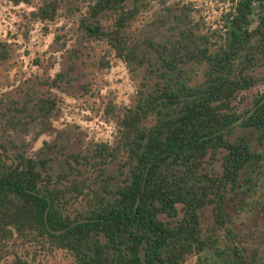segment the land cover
<instances>
[{
	"label": "trees",
	"instance_id": "1",
	"mask_svg": "<svg viewBox=\"0 0 264 264\" xmlns=\"http://www.w3.org/2000/svg\"><path fill=\"white\" fill-rule=\"evenodd\" d=\"M84 1L88 9L81 20L87 31L108 36L117 57L135 74L133 62L139 64L142 58L137 47L127 45L125 27L150 3L168 7L173 1ZM254 2H259L263 11L251 28ZM59 8L57 0H42L32 15L51 21ZM180 8L175 20L182 28L172 38L151 43L154 63L163 69L165 83L141 82L134 104L117 115V145H95L94 151L104 164L117 152L127 154L124 165L129 168L124 183L112 188L107 180L105 193L93 191L90 196L84 180H54L44 160L25 154L12 158L0 143V264H33L10 251L11 240L14 243L17 239L22 244L33 242L67 250L78 264H181L206 246L200 210L208 205L217 226L236 239L226 224L225 195L240 185L246 166L264 165V151L252 150L244 136L232 141L227 134L241 121L257 129L258 139L264 141V91L246 111L240 112L233 103L241 90L255 83L249 70L264 63V0H232L222 19L225 40L214 52L210 35L202 33L192 18V5ZM109 11L116 17L113 28L106 32L100 16ZM7 57L5 44L0 42V60ZM192 62L207 64L213 79L203 87L183 82L182 77L188 75L185 67ZM167 71H176L181 79L172 81ZM49 106L48 99L39 102L43 114L52 112ZM165 109L175 114H164ZM153 115L155 122L148 124ZM221 150L222 171H209L206 164L217 161ZM78 196L86 198L87 207L72 216L68 204ZM175 218L172 224L169 219ZM233 251L239 260L246 261L238 246ZM11 253L14 256L9 259Z\"/></svg>",
	"mask_w": 264,
	"mask_h": 264
},
{
	"label": "rangeland",
	"instance_id": "2",
	"mask_svg": "<svg viewBox=\"0 0 264 264\" xmlns=\"http://www.w3.org/2000/svg\"><path fill=\"white\" fill-rule=\"evenodd\" d=\"M57 1L58 15L54 20L42 21L32 15L42 0L19 4L0 0V42L8 51V57L0 60V143L12 158L25 154L44 160L54 180H84L88 185L85 190L92 196L93 191L105 193L107 180L112 188L124 183L129 168L124 165V152H117L108 163L101 162L94 151L96 143L117 145V115L134 104L141 82L153 85L166 81L161 75L163 69L154 63L151 43L174 37L182 28L175 15L181 12V5L191 4L195 9L192 18L215 44L212 51L220 49L226 36L223 14L230 9L232 0H172L168 7L150 3L125 27L127 45L137 47L142 58L139 64L133 62L135 74L117 57L108 36L87 31L81 20L88 9L84 0ZM262 11L259 2H254L251 28L257 25ZM115 17L112 11L100 16L106 32L113 28ZM185 68L188 75L182 77L183 82L193 87H203L213 79L206 63L192 62ZM249 72L255 83L241 90L233 101L240 112L253 108L255 98L264 91V63ZM165 74L172 81L181 79L176 77V71ZM42 99L49 100L50 114L40 109ZM166 113L175 114L171 109H165ZM154 122L153 115L148 124ZM258 134L257 129L239 121L227 138L234 141L244 136L252 150L264 151V141L258 139ZM223 153L221 150L217 161L206 164L209 171H222ZM239 181L235 190L226 193L224 204L226 224L236 239L217 226L212 206L208 205L200 210L206 246L181 264H264V165L246 166ZM78 197L71 198L68 204L72 216L87 207L86 198ZM169 220L175 224L177 218ZM235 245L246 261L238 259L233 251ZM9 249L33 264H78L70 252L48 244H22L17 239L14 243L11 240ZM13 256L11 253L8 258Z\"/></svg>",
	"mask_w": 264,
	"mask_h": 264
}]
</instances>
